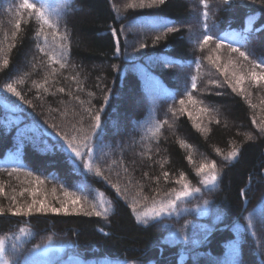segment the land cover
<instances>
[{
    "label": "trees",
    "instance_id": "trees-1",
    "mask_svg": "<svg viewBox=\"0 0 264 264\" xmlns=\"http://www.w3.org/2000/svg\"><path fill=\"white\" fill-rule=\"evenodd\" d=\"M122 1L32 0L47 5L48 28L22 0H0V240L9 264H264V94L217 89L202 55L209 49L248 74L264 72L251 63L264 60V0H207V9L201 0ZM205 25L214 38L207 45ZM128 89L141 106L123 100ZM198 109L200 129L188 116ZM93 114L102 127L89 171L65 137L89 135ZM118 114L122 132L114 133ZM212 163L217 182L206 188L200 181L212 170H198ZM183 183L200 192L143 222ZM34 200L70 212L8 211ZM93 205L106 214L86 215Z\"/></svg>",
    "mask_w": 264,
    "mask_h": 264
},
{
    "label": "snow or ice",
    "instance_id": "snow-or-ice-1",
    "mask_svg": "<svg viewBox=\"0 0 264 264\" xmlns=\"http://www.w3.org/2000/svg\"><path fill=\"white\" fill-rule=\"evenodd\" d=\"M164 2H165V0H151V4H157V3L163 4ZM201 3L203 4L205 9L208 8L207 0H201ZM222 3L227 5V4H229V0H222ZM141 6H143V0H141ZM20 7L22 9L27 10L28 12L34 14L42 26H47L48 28H52L54 26L52 24V22L50 21V19L46 16L47 5L41 3L38 6L37 3L32 2V0H22ZM203 16L206 20L208 18V12L204 11ZM16 28L17 29L20 28L19 22L16 24ZM168 30L174 31L175 29L169 28ZM113 34L116 35L115 32ZM36 35L39 37L41 35V32H37ZM157 39H159V37ZM213 39L214 38L212 35L207 34V27L205 25V33L203 35L202 44L207 45L209 42L213 41ZM45 42H47V37H45ZM220 46H221L220 44L216 45L217 48H219ZM37 47H39V45H37ZM40 51L43 52V48H41ZM231 51L232 52H239V55L241 57H243L245 60L249 59V56L246 55L245 52L240 51L238 48L233 47V48H231ZM251 63L253 64L254 69L264 67V60H261L259 62L254 60ZM3 64L6 67L8 65V60L5 59L3 61ZM61 67L63 68V67H65V65L63 63H61ZM251 78L257 84H259L261 81H264V72L257 73L255 70H253L251 73ZM243 79H244L243 76H240L237 78V81H236L237 86L243 81ZM195 87H196V84H195V81L193 80L192 88H195ZM229 87L232 88L233 92H235L237 90L236 87L232 86V84H229ZM7 91L10 92L12 95L22 99V97H20V93L12 86L11 83H9L7 85ZM59 91L63 92L64 89L61 88V89H59ZM241 91H243V89H241ZM188 100L190 103H195V101L192 99L191 95H189ZM180 103H181V105H183L184 101L181 100ZM92 119L94 121V123L92 124L93 131L89 135H85L80 140L79 143H74V141L76 140V137H72V138L65 137L67 149L71 153H73L77 159L83 160L84 157H92L94 155V151H93V144L90 141H92L93 138H96L97 142H99V130L102 127L101 116L99 114H93ZM261 131L264 132V129H261ZM249 139H251V137H249ZM81 149H84V151H81ZM236 156H237V152L233 151L228 155V157H226V159L231 160V159H234ZM83 162H84L85 168H87L89 171H91L92 165H91L90 160H84ZM206 169H211L212 171H210L209 174L205 175L200 182L204 185V187L207 188L210 186H214L215 183L217 182V174L215 172V169H216L215 163H212L210 165H201L198 172L203 173V172H205ZM13 171H15V169H13ZM96 175H98V176L101 175L99 170L96 171ZM163 175H164L165 179L167 180L168 173L165 172ZM183 180H184V176L181 175L180 180H178L177 183H181ZM198 192H200V188L197 187V188L190 189L187 183H183L182 190L175 192L174 197L169 198L167 201H160L158 207L154 205L147 212L143 213V222L146 223L148 219L156 220V219H159L164 214H170V212L172 210H175L176 204L178 201L186 199L189 196L193 195L194 193H198ZM65 195L67 196L68 193H65ZM169 195L171 196V194H169ZM32 196L33 197L36 196L35 191L32 192ZM13 200H15V198H13ZM71 202L73 204H78L79 203V197L72 200ZM205 203H207V202H205ZM36 204H37V201L34 200L33 203L31 205H29L26 209L21 208V207H16L15 209L10 208L8 211L13 216H20V215L29 216L32 214L33 208L36 207ZM92 207H93V211L91 213H85L86 215H93L94 214L96 216H101V215H105L107 212V209H104L103 212L98 210L96 205H93ZM36 210L40 211V212H47L50 210L54 214H59L61 211H63L65 215L68 214V209L66 207H62L60 209H57V208L48 209L42 201L39 202V208H37ZM133 210L135 211V209H133ZM3 214H4V210L2 208H0V215H3ZM138 222H139V220H138ZM21 233H24V229H21ZM17 239H19V237H17ZM13 247H15V245ZM0 264H9V260L7 259L6 255H5V242H4V240H0ZM235 264H238V261L235 262Z\"/></svg>",
    "mask_w": 264,
    "mask_h": 264
},
{
    "label": "rangeland",
    "instance_id": "rangeland-1",
    "mask_svg": "<svg viewBox=\"0 0 264 264\" xmlns=\"http://www.w3.org/2000/svg\"><path fill=\"white\" fill-rule=\"evenodd\" d=\"M62 0H41V2L52 6L53 4L60 2ZM119 0H115V3H118ZM144 1L147 0H143V4ZM124 4V6L127 5V3H129V5H134L137 6L138 4L141 3V0H123L122 1ZM192 18V17H191ZM193 19V18H192ZM232 39H235L236 37L232 36ZM202 55L207 56V60H204V62L208 66H213L214 68L210 69L208 68V71H211L212 74H215V70H216V76H217V89H230V91L233 92L232 88L229 87V84H232L233 87H236V91L235 93L239 94V95H244L247 96L249 99L254 100L255 98V92H253L254 87H256L258 89V91H262L264 94V81H261L259 84H257L255 81L252 80L251 78V74H248V72H246L245 69L243 68H239L238 66H236V64L234 63V61L229 60L224 58L223 55L218 54L217 55L215 53H213L211 50L209 49H205L203 48L202 50ZM218 58V59H217ZM226 70V71H225ZM243 76L244 79L243 81L237 86L236 81L237 78ZM241 89H243V91H241ZM253 92V93H252ZM123 100L126 98L132 100V102L134 103L133 105L135 107H139V105L141 106V102L138 98L135 97V95H133V93L128 89L126 90L125 94H123ZM121 97H119L120 99ZM199 110V109H198ZM189 119L191 120V122L193 123L194 127L197 129H200L203 125H204V117L201 114V111H195V112H190L188 113ZM114 118L116 120L113 121L112 126H113V131L115 132H122L121 131V125H122V117L121 115L118 114V116L114 115ZM119 127V128H118ZM117 128V129H116ZM117 130V131H116ZM26 137V136H24ZM81 151H84V149H81ZM72 157H74L75 161L82 163L83 167L84 166V160H90L91 157H84L83 160L82 159H77L73 153H71ZM213 186L207 187V188H212ZM194 195H196V193H194L193 195L189 196L186 199H183L181 201H178V203H183L185 201L190 200ZM105 201H103L101 199V203H104ZM45 204V206L48 209H51L53 207H51L50 205H48L47 203L43 202ZM176 204V205H177ZM36 207L39 208V204H36ZM62 207V206H60ZM64 207V205H63ZM73 207V206H70ZM36 210V209H35ZM70 209H68V213ZM149 210V209H148ZM148 210L144 211L143 213L147 212ZM63 212V211H61ZM173 212V210L170 212V214H164L162 215L159 219L164 218V217H168L171 215V213ZM39 213H41L39 211ZM43 213H53L50 210L47 212H43ZM143 213L141 214L142 218H143ZM157 219V220H159ZM148 220H153V219H148ZM59 251V250H57ZM49 249L48 248H44L40 251H38L37 253L32 255V258L34 259V261H38L44 257H46L48 255Z\"/></svg>",
    "mask_w": 264,
    "mask_h": 264
}]
</instances>
